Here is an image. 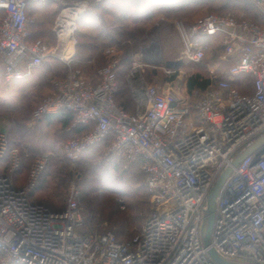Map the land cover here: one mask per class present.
I'll return each instance as SVG.
<instances>
[{
    "label": "built area",
    "instance_id": "obj_1",
    "mask_svg": "<svg viewBox=\"0 0 264 264\" xmlns=\"http://www.w3.org/2000/svg\"><path fill=\"white\" fill-rule=\"evenodd\" d=\"M39 1L48 0H0V70L7 83L29 76L47 58L66 65L75 60L77 22L88 11V0H61L52 47L29 40L30 6ZM254 1L264 8V0ZM68 18L72 28L64 30ZM178 26L183 51L172 65L165 63V85L145 73L161 62L159 49H143L126 73L132 112L117 100L116 59L99 70L95 83L70 69L33 113L42 120L69 112L71 127H87L64 143L69 161L108 139L112 157L126 165L141 161L153 206L139 232L119 240L113 232L82 231L87 218L75 186L62 208L33 200L48 158H35L26 183L16 185L22 153L10 148L1 130L0 264H219L209 248L228 261L264 264V144L233 166L216 200L208 247L203 239L216 180L264 135V25L209 13ZM216 36L223 37V53L209 68V85L182 95L172 85L173 75L188 62L203 63L210 49L206 39ZM218 65L227 66L226 75ZM248 77L252 91L242 92L234 80Z\"/></svg>",
    "mask_w": 264,
    "mask_h": 264
},
{
    "label": "rangeland",
    "instance_id": "obj_2",
    "mask_svg": "<svg viewBox=\"0 0 264 264\" xmlns=\"http://www.w3.org/2000/svg\"><path fill=\"white\" fill-rule=\"evenodd\" d=\"M88 2L87 17L78 24L75 39L76 44L77 42L91 44L96 47L95 50L78 48L79 54L70 65L46 59L44 65L32 70L29 76L9 83L3 80L0 71V131H5L12 146H17L25 156L21 175L14 174L15 180L21 177L25 180L34 159L47 156L46 173L41 182L44 185L41 189L33 191L35 199L61 207L65 205L72 186H75L80 192L79 203L88 221L84 230L113 232L119 239H128L139 232L153 206V198L145 189L140 168L134 164L126 165L121 159L120 164L115 166L111 162L115 157H112L109 149L103 146L91 149L78 161L67 160L63 146L68 138L75 134L65 129L59 119L37 124L33 117L36 107L52 90L53 81L64 77L70 69H81L85 76L96 79L103 65L112 59H120L127 72L133 63L142 57L143 49L149 46L159 49L162 59L160 58L161 62L156 68L146 67V76L148 78L155 76L167 82L165 63L179 58L183 51L179 23L189 26L209 13H229L264 25V8L254 0H237L238 6L231 5L224 9L222 2L217 1L198 7L191 6L189 10L177 15L155 12V16L146 24V30H133L135 25L121 21L116 28L123 30H105L103 35L100 30L89 26L92 23L91 18L97 14L96 5L101 4L103 0ZM39 8L38 13L31 12L32 21L29 28L33 32L45 30V34L39 38L53 45L56 40L50 30L55 26L61 9V0H48ZM106 18L111 19L108 15ZM123 24L130 30H124L126 27H123ZM34 37L36 38V35ZM222 41L221 36L211 43V49L203 63L188 62L173 75L175 80L173 81L181 93L185 95L190 76L201 74L210 77L209 68L223 53ZM216 68L226 75L227 66L218 65ZM153 70H157V73H153ZM125 72L121 74L122 77ZM243 80L236 78L234 83L241 91L249 92V89L242 88ZM122 97L127 100L128 94L124 93ZM132 175H135L133 184L130 180ZM131 194L136 196L131 198Z\"/></svg>",
    "mask_w": 264,
    "mask_h": 264
},
{
    "label": "trees",
    "instance_id": "obj_3",
    "mask_svg": "<svg viewBox=\"0 0 264 264\" xmlns=\"http://www.w3.org/2000/svg\"><path fill=\"white\" fill-rule=\"evenodd\" d=\"M217 1L222 2V6L224 7V9L227 8L228 6H231V5L235 6L237 4L236 3L237 0H123V1L116 0V2H114V3L112 2V0H103V2L101 4L96 5L97 14H95V16H93V18H91L90 21L92 23L89 26L95 28L96 30H100V33L103 35L106 32L105 30H123V28H119V29L116 28V25H118V24L120 25L121 21H122V23H131V24L135 25L136 27H139L138 29L135 27V29H133V30H146L147 29L146 24L149 21H151V19L155 16L154 15L155 12H160V13L165 14V15H177L179 13L186 11V10H189L191 8V6L198 7V6L203 5V4L213 3V2H217ZM45 3H47V2H45ZM112 5H115V6H112ZM236 6H238V5H236ZM103 13H105L104 16L102 15ZM219 14H226V13H219ZM0 15H1V13H0ZM30 15H31V10H30ZM86 15H87V12H85L83 14V16L78 20L77 26L81 22V20H83L84 17H87ZM107 15L111 18V19L109 18L110 20H108L106 18ZM50 18H51V16H50ZM37 25H40V24H37ZM123 27H126L124 30H130L129 27L125 26L124 24H123ZM77 30H78V27H77ZM44 34H45V30H36L35 32L30 30L29 40H30V42H35L37 40H41L39 38V36H42ZM76 34H77V31L75 33V36H76ZM34 35H36V38L34 37ZM37 38H39V39H37ZM219 38H220L219 36L209 38V39H211V41H209L207 39V42L210 46V49H211V43L215 40H218ZM42 41L46 42L51 47L55 45V44L52 45L47 40H42ZM82 47L87 49V50H95L96 49V47H93L91 44L77 42V44L75 46V48H76L75 59L79 54L78 48H82ZM210 49H209V51H210ZM49 59L53 60V61L55 60L57 62L59 61L57 58H48L47 60H49ZM113 60H116V59H112L110 62H112ZM117 60H119V62H120L119 77H118V81L120 84V90L117 94V100L127 110L132 112L134 109V104H133V101H132V98H131V95H130V92H129V89L127 86V82L125 79L126 74L123 77L121 76V74L122 75L124 74L126 69L124 70V68H123L124 66L122 65V61L120 59H117ZM45 61L43 62L42 65H44ZM105 65H103V66H105ZM41 66H39V67H41ZM80 71H81L83 77L87 81L94 82V83L97 82L98 75L96 76V79L95 78H88L87 76H85L83 74V71L81 69H80ZM127 72H128V70H127ZM127 72H125V73H127ZM153 73H157V70H153ZM154 77H151V78L147 77V79L152 81V79ZM54 81H53V83H54ZM209 83H210L209 78L204 77L201 74H195V75H192L189 77L188 82H187V86H188V90L192 91L195 88L204 89L209 85ZM242 83H243L242 88L249 89L250 90L249 92L252 91L250 88L251 78L248 77V78L244 79ZM239 89H240V87H239ZM53 92H54V87L52 86V90L46 96L52 94ZM242 92H244V91H242ZM124 93L128 94L127 100H125L122 97L124 95ZM41 102H40V104H41ZM38 106L36 107V109L38 108ZM54 119H59L61 122V125L63 127H65V129L72 131L75 134L73 137L78 136L79 134H81L83 131H85L87 129V127H83V126L71 127V124L73 122V115L69 112H62V113L57 114V115H48L45 118H43L42 120H37V122H38L37 124H41L42 122H50ZM73 137H70V138H73ZM109 145H110V140L108 139V140L104 141L103 143H100V144L90 148L82 157H84L91 149H93L95 147L103 146L105 148H108ZM16 147L17 146H12L11 141H10V148H16ZM22 157H23L22 166L15 174L20 173L19 175H21V170H22L23 165L25 163V156L23 153H22ZM82 157L80 159H82ZM120 161L121 160L119 158L115 157L113 159V161H111V162L116 166L117 164H120ZM134 165L138 166L140 168L142 174H143V171L141 168V161L135 163ZM28 172H29V170H28ZM45 173H46V169H45V172L43 173V175L39 181V184L35 188L36 190L41 189L43 187L44 184H42L41 182H42V179H43V176ZM143 177H144V174H143ZM21 178H19L18 180L14 179L16 185L23 186L25 184V181L27 178L25 180L21 179ZM134 178H135V175H132V178L130 179L132 181V184L134 183L133 182V180H135ZM60 184L62 185V183H59V185ZM145 189L147 190L146 186H145ZM147 192L149 193L148 190H147ZM134 196H136V195H133V194L130 195L131 198H134ZM31 198L35 201H41V202L47 203L56 209L64 207V206H61V207L56 206V205L49 203L47 201H44V200L35 199L33 196V192L31 194ZM133 208L135 209V205ZM82 231L88 232V231H85L84 228H82ZM128 239H130V238H128ZM119 240H126V239H119Z\"/></svg>",
    "mask_w": 264,
    "mask_h": 264
},
{
    "label": "water",
    "instance_id": "obj_4",
    "mask_svg": "<svg viewBox=\"0 0 264 264\" xmlns=\"http://www.w3.org/2000/svg\"><path fill=\"white\" fill-rule=\"evenodd\" d=\"M181 61L176 62V64H181ZM169 65H172V61L168 62ZM264 144V135H262L258 140H256L249 148H247L243 153L235 158L232 163V166H229L216 180L213 188L210 191L208 196V203H207V210H206V228L204 233V244L205 246H209L210 244V237H211V230L213 226L214 216H215V208H216V200L218 194L220 192L221 186L228 175L232 172L233 166L239 165L247 156H249L257 147ZM210 256L219 264H240L237 262H232L223 259L220 257L217 252L213 248H209Z\"/></svg>",
    "mask_w": 264,
    "mask_h": 264
},
{
    "label": "crops",
    "instance_id": "obj_5",
    "mask_svg": "<svg viewBox=\"0 0 264 264\" xmlns=\"http://www.w3.org/2000/svg\"><path fill=\"white\" fill-rule=\"evenodd\" d=\"M45 2H47V1H39V2H36V3H32L31 4V6H30V10H31V12H38L39 11V7L40 6H42L43 4H45ZM30 18H31V15H30ZM31 21H32V19H31ZM50 33L54 36V38H55V40H56V42H57V39H56V34H55V26L53 27V30H50ZM56 44V43H55ZM151 49H152V46H149ZM48 59V58H47ZM60 61V60H59ZM61 62V61H60ZM63 63V62H62ZM173 80H174V78H173ZM172 80V85H174V88H176L177 89V87H176V85H175V80L173 81ZM153 81H156V82H159L160 84H162V85H165V83L163 82V80H159L157 77H154L153 78ZM171 83V82H170ZM53 87H54V84H53ZM188 88H185V90H187ZM177 91H179L180 93H181V91L180 90H178L177 89ZM182 95H184V93H181Z\"/></svg>",
    "mask_w": 264,
    "mask_h": 264
},
{
    "label": "bare ground",
    "instance_id": "obj_6",
    "mask_svg": "<svg viewBox=\"0 0 264 264\" xmlns=\"http://www.w3.org/2000/svg\"><path fill=\"white\" fill-rule=\"evenodd\" d=\"M68 21H67V25H68V27L67 28H65L64 30H71V28H72V23H71V19L70 18H68L67 19Z\"/></svg>",
    "mask_w": 264,
    "mask_h": 264
}]
</instances>
